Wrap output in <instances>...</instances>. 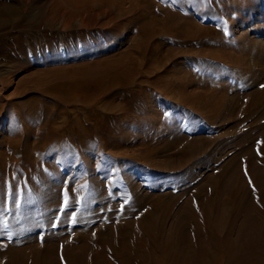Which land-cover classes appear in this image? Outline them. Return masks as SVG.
<instances>
[{
    "label": "bare ground",
    "instance_id": "6f19581e",
    "mask_svg": "<svg viewBox=\"0 0 264 264\" xmlns=\"http://www.w3.org/2000/svg\"><path fill=\"white\" fill-rule=\"evenodd\" d=\"M45 1L46 12L34 0H31V4L29 0H0V90L7 88L9 84V77L4 76L15 70H25V62L30 58L34 61L38 57H47L52 60L49 65L29 72L33 75L31 79L33 86L39 88L25 89L23 85L18 88L15 96L23 98L37 93L38 96H43V99L55 98L78 107L74 112L67 110L63 115L65 118L62 124L59 125L51 119L52 111L47 105L50 103L46 100L40 102L36 100L37 98H34L35 101L32 103V96H35L32 94L26 116L31 122L41 123L40 127L36 128L37 131L40 130L37 138L43 137L42 140L34 141V148L44 149L47 145L53 144L50 143L49 138L59 129L65 130V134L76 139L82 147H93L94 135L108 145L106 134L111 130L109 127H113L116 120L131 117L132 109L143 106L146 99L152 97L151 92L148 95L145 86L153 89L156 87L159 93H167L169 97L182 102L186 107L197 110L201 118L210 121L220 115L222 118L226 115L230 118L236 113L242 119L235 121V124L240 125L249 117L256 116L257 108L264 105V89H251L248 86L234 89L237 83H243L244 80L240 76L248 73L252 62L258 66L262 65L260 61L262 56L256 53L249 60L250 62L245 60L247 52L245 33L232 41L223 43L219 39L218 42L221 43L214 41V44L211 40L219 36L221 31L213 32V29L199 24L193 18L183 17L167 9L157 12L153 0H141V4H134L128 10L120 6L118 0ZM239 1L196 0V3L206 6V12L224 8L226 15L229 16L232 8L236 13L239 8L235 6L248 3H245L246 0ZM60 17L65 29L72 26L76 20L79 26H83L85 32L88 29H100L103 39L93 37L94 47L89 44L80 45L78 50L72 43H70L72 45L62 43L58 36L63 34L69 37L73 30L56 29ZM45 27L49 32L39 33L38 30ZM125 29L127 33H131L128 34L129 36H133L132 46L117 51L115 55L105 54V51L102 52L103 54L96 53L105 39L120 38L126 33ZM155 38H161L155 41L156 43L167 46L164 52H160L157 45H151ZM172 39L178 43H185L186 48L171 47ZM206 40L211 44H208V47H201L205 45ZM197 43L201 45L199 48H195ZM43 47L47 51H42ZM34 49L42 53L37 55ZM134 52L140 58L153 54L150 59L156 62L175 57L177 53L184 56L196 55L192 58L199 56V60L205 61L203 63H206V60L222 61V63L226 60L230 65V72L234 70L238 72V75L231 73L232 76L234 75L232 83L236 82V84L234 86H231V83H227L226 86L223 84V87H219V91H211L212 93L207 90L201 93L186 90V94L174 97L166 85H163V81L167 80L168 76L154 75L158 71L157 67L149 68L142 74ZM75 54L81 57L74 59ZM242 60L245 61V65L240 64ZM261 69L264 71V66ZM195 75L192 72L188 79L180 76L179 79L177 78V84L187 87L195 82L193 80ZM141 76H145V79ZM259 79L254 82V87L264 82ZM227 87L232 90L229 91ZM6 98V95L0 96V111L5 109V104L9 101H2ZM22 103H12L19 113L22 110ZM259 111L263 114L264 107ZM36 132L29 127L24 128L27 140H30L29 137ZM242 132L233 144L235 150L228 153L217 170L205 174L204 181L195 185L192 196L181 198L177 202L175 199L178 200V193L136 194L132 206L137 209L142 207V210L136 212L134 219L106 225L105 230L97 226L98 229H103L99 231L95 229L96 231L90 232L86 226L85 229L74 234L79 238L78 245L67 243L60 248L57 239L60 235L52 234L48 236L41 250L32 251L29 256L24 255L23 249L8 247L4 253H1L5 256V262L0 261V264H264V127L257 132H253V129ZM182 135H177L174 140L165 141L163 144L168 147L178 143L175 144L176 147L186 140V138L183 140ZM185 142H188L187 146L176 151L175 154L176 161L182 164L192 162L194 153L200 149L197 146L199 143L192 145L189 139ZM199 142L203 141L200 139ZM8 143L15 148V152L22 151L24 161H31L29 145L25 144L26 148L21 150V139L8 140ZM33 145L31 144V147ZM141 146L147 153L151 152L148 143H142ZM160 147L157 150H167ZM3 155L0 152V161L4 159ZM145 155L141 158L133 157L146 166L162 168L155 165L149 153ZM167 165L170 164H165ZM99 179L94 178L89 183L95 189L98 201L110 195L99 188L103 182L110 180ZM128 183L133 189L137 187V184L135 185L131 180ZM145 203H148L146 207H144Z\"/></svg>",
    "mask_w": 264,
    "mask_h": 264
},
{
    "label": "rangeland",
    "instance_id": "374dc122",
    "mask_svg": "<svg viewBox=\"0 0 264 264\" xmlns=\"http://www.w3.org/2000/svg\"><path fill=\"white\" fill-rule=\"evenodd\" d=\"M34 1L38 2L37 5L46 12L47 4L45 0ZM70 1L74 2L75 0ZM153 1L155 3L154 9L157 12L167 9L183 17H191L199 24L213 29V32L221 31L219 36L213 37L212 43L217 41L220 44L221 42H218L219 39L223 43L228 40L232 41L240 34L245 33L247 38L245 60L249 61L254 55L259 54L262 56L260 59L262 65L258 66L252 62L248 73L240 76L244 80L243 83H237V87L235 86L234 89L247 86L251 87V89H264V87H261L264 82L254 87V82L257 79L264 80V71L261 69L264 66V0H246L245 3L248 2L247 4L235 6L239 8L236 13L234 8H232L229 16L226 15L224 8L218 11L210 10V12H206L207 7L198 2L196 3V0ZM117 3L128 10L134 4H141L142 2L141 0H118ZM29 4H31V0H29ZM201 11L204 12L202 13ZM59 21L55 28L62 31L65 29L61 24V22L63 23L62 17L59 18ZM78 24L75 20L72 26L65 29V31L72 29L74 34L72 33L69 37L60 34L61 36H58L59 40L61 39L62 43L64 42L66 45L73 44L78 50L80 45L89 44L93 46V37H96L95 39H103V33L100 32V29L93 28L85 32L83 26ZM81 28L82 30H80ZM125 30L124 32L126 33L122 35L123 37L105 39L103 45L96 53H104L105 51V54L115 55L117 51L123 48L128 49L129 45L132 46L134 43L133 36H129L131 33L129 34L127 29ZM38 31L39 33L49 32L46 27L45 29L40 28ZM95 32L96 34H94ZM134 34L135 32H133ZM159 39L161 38H155L151 45H157L160 49L159 51L164 52L167 46L155 42L159 41ZM211 42L206 40L205 45L202 46L197 43L198 46L196 45L195 48H199V46L208 47ZM248 44L250 45L248 46ZM170 46L178 49L186 48L185 43H178L174 39L170 41ZM42 51L45 52L47 49L43 47ZM34 52L37 55L42 53L38 49H34ZM152 55L147 54L144 58H140L134 52V57L137 56L138 58L142 74L143 72L146 73L149 68L157 67L158 71L154 75L164 76L165 74L168 76L167 80L163 81V85H166L168 91L174 97L186 94V90L197 91V93L204 92V90L215 92L219 91L223 84L225 86L230 83L232 84L231 86L236 84V82L232 83V78H234L232 74L238 75V72L237 70H234V73L230 72V65L226 63V60L223 63L222 61L212 62L208 60L203 63L205 61L199 60V56L192 58V56L196 55L184 56L177 53L175 57L172 56V58L169 57L170 59L165 58L156 62L150 59ZM74 56L73 58L77 59L80 55L75 54ZM29 57L28 53V59ZM42 60H45V62ZM51 61L47 57H38L34 61L30 58V60L25 62L27 66L24 67L25 70H15L4 76L9 77V84L7 88L0 90V96L4 97L6 95L7 97L4 100L2 99V101L6 102V100H9L5 104V109L0 111V152L4 154V159L2 160L4 162L0 161V261L3 262H5V256L1 253H4V250L8 249V247L13 246L19 248V250L23 249L24 255L27 254L26 256H29L30 252L41 250L45 246L48 236L52 234L60 235V237H57L60 248L63 245H67V243L78 245L79 238L74 234L79 230L85 229L86 226L90 232L95 229L99 231L103 230L98 229L99 226L105 230L106 225L134 219L136 212L142 210V207L137 209V207L132 206L136 194L164 195L178 193V200L177 198L175 199L177 202L181 198L185 199L192 196L195 185L204 181L205 174L212 170H217L219 164H222L227 158L228 153L235 150L233 144L236 143L238 136L243 133V130L245 132L253 129V132H257L261 127H264V116H262L264 112L260 114L261 112L259 111L264 105L257 108L256 116L249 117L240 125L235 124V121L242 119L236 113L230 118L227 115L222 118V115H220L210 121L206 118H201L202 116L198 115L197 110L186 107L182 102L169 97L167 93H159L156 87L153 89L145 86L148 95L151 92L152 97L147 98L143 106L132 109L130 112L131 117L116 120L113 123L114 128L109 127L111 130L106 134L109 141L108 145L94 135L95 143L93 147H82L76 142V139L66 135L65 130L59 129L56 134L51 135V138H49L50 143L53 144L47 145L44 149H37L36 145V148H34L33 143L43 138L42 136L37 138L40 130L38 129L37 131L36 128L40 127L41 123L31 122L29 117L26 116L30 106L28 104H31L32 100V103H34V98H37L36 100L40 102L46 100L48 101L47 103L51 104H47L52 111L51 119L55 120L59 125L62 124L61 122L65 118L63 115L67 110L74 112L78 109L74 104L68 105V103L55 98L45 99L44 97L43 99V96H38L37 93H32L35 96L30 94L33 97L32 99L30 96L32 100H30L28 95V97L24 96L23 98L18 95V97L15 96L18 88L23 85L25 89L34 90L39 88L38 86H33L31 81L33 75L29 72L35 69H43ZM34 62L37 64H33ZM241 62L240 64L245 65L244 60ZM147 63L149 64L147 65ZM192 72L196 74L193 76L195 84L187 85L188 88L186 85L183 87L177 84L180 76H185L188 79ZM151 75L154 76L153 74ZM141 78L145 79V76H141ZM23 80L26 81L21 83ZM228 90L231 91L232 89L228 88ZM225 94L228 95L226 92ZM12 103L23 104V108L21 107L22 110L20 111L21 114ZM92 109L95 108L92 107ZM25 127L31 128L33 132L37 131L29 137L30 140L25 137ZM181 134H183V140L184 138H186L185 141L189 139V143H193L192 145L199 143L197 146L200 149L194 153L190 163L182 164L177 162L178 160L176 161L175 157L176 151L182 150L183 147L187 146L188 142L184 141L180 145H176V147L175 144L178 143H173L168 146L169 148L163 144L165 141L174 140L177 135ZM106 135L104 136L105 139ZM15 139H21V150L26 148L25 144L30 146L29 156L31 161H24L22 151L15 152V148L11 145L9 146L8 140ZM200 139L203 142H199ZM28 142L33 146L31 147ZM67 142L69 145H67ZM142 143H148L151 146H149L151 151L148 152L149 157L154 160L155 165H159L162 168L146 166L133 157L139 156L141 158V156L144 157L145 154H148L145 148H142ZM158 147L167 150L159 151L157 150ZM165 164L170 165L165 166ZM94 178H100L99 180L101 181L107 178L110 180L109 182H103L99 187L110 194L102 199L100 198V202L95 195V189L89 185ZM130 180L135 185L137 184L135 189L129 185L128 181ZM88 188L91 189L89 190ZM88 193H93V197ZM176 201H174L175 204L177 203ZM147 204L145 203L144 207ZM85 233L87 234V232Z\"/></svg>",
    "mask_w": 264,
    "mask_h": 264
},
{
    "label": "snow or ice",
    "instance_id": "6c2138e0",
    "mask_svg": "<svg viewBox=\"0 0 264 264\" xmlns=\"http://www.w3.org/2000/svg\"><path fill=\"white\" fill-rule=\"evenodd\" d=\"M261 87H264V85H261Z\"/></svg>",
    "mask_w": 264,
    "mask_h": 264
}]
</instances>
